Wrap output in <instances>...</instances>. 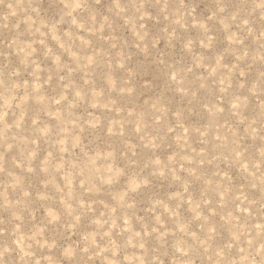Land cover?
Segmentation results:
<instances>
[{"label": "clouds", "instance_id": "clouds-1", "mask_svg": "<svg viewBox=\"0 0 264 264\" xmlns=\"http://www.w3.org/2000/svg\"><path fill=\"white\" fill-rule=\"evenodd\" d=\"M50 2L62 8L58 18L45 20L40 7L44 0H0V8L7 9V14H0V176L7 177L6 183L0 181V264H264V0H213L214 11L205 13L203 19L196 16L197 0H112L115 15L127 17L125 23L132 26L136 50L147 52L166 37L173 43L179 40L181 50L191 56L192 66L183 69L161 56L159 64L169 74L170 85L184 89L186 76L197 68L207 72L200 79L230 99L225 108L204 106L210 120L217 123L198 130L199 151L191 148L185 129L175 139V151L169 147L171 155L153 159L147 174L136 170L139 148L159 152L174 131L169 121L174 116L179 122L183 113L153 103L147 116L141 113L139 119H132L136 89L131 86V75L127 80L116 77L129 67L130 57L111 55L117 47L114 43L107 51H98L93 44L98 31L111 28L107 18L99 30L95 27L97 15L91 6L101 5L102 0ZM20 14L26 19L10 25L9 17ZM150 21L164 23L155 41L147 30ZM21 23L27 25L23 32ZM216 27L228 33V54L236 60L230 67L223 62L224 54L214 61L205 58L204 53H211L215 46L216 36L210 33ZM5 30H15L17 35L8 39ZM191 30L198 35H180ZM249 39L257 44L254 53L244 48ZM52 42L58 47L48 46ZM13 54L19 58L15 65ZM213 63L214 67L205 68ZM256 66L261 70L250 81L245 69ZM98 70L103 78L100 86ZM75 72L86 78L73 82ZM220 72L227 74L217 84ZM25 75L37 82H22ZM206 86L199 83L200 88ZM47 88L54 95L45 94ZM252 98L257 110L249 120ZM125 99L129 119L114 120L107 133L123 145L118 163L115 148L109 145L106 153L92 154L86 150L84 136L104 127L93 112L123 116ZM32 102L35 111L29 109ZM81 106H87V118L76 115ZM225 112L229 118L220 123ZM126 125L139 145L124 143L129 135ZM248 139L258 144L254 157L248 155ZM205 166L215 171L207 177L200 175ZM233 169L249 189L259 193L258 199H250L244 185L233 188L234 178L229 174ZM185 172L184 193L192 180L204 185L198 201H187L191 218H179L178 209L185 202L184 193L178 192L168 203L156 200L148 209L155 227L144 224L136 231V194L153 180L181 183ZM36 174L44 178L46 190L39 198L26 183ZM104 196L108 203L100 211L97 205ZM85 220L87 229L82 230ZM224 228L229 239L218 246ZM152 238L155 246H146Z\"/></svg>", "mask_w": 264, "mask_h": 264}, {"label": "rangeland", "instance_id": "rangeland-1", "mask_svg": "<svg viewBox=\"0 0 264 264\" xmlns=\"http://www.w3.org/2000/svg\"><path fill=\"white\" fill-rule=\"evenodd\" d=\"M42 10V17L45 20L56 19L58 18L62 5H59L55 2H50V0H44V3L40 6ZM112 5V0H102L101 5L91 6V12L97 15L96 29L99 30L101 25L104 22V19L107 18L108 23L111 25V28L105 29L103 32L98 31L97 35L93 37V44L96 47V50L103 48L108 50L111 47V44H116L117 47L112 51L111 55H116L117 53H123L130 57L128 60L129 67L125 72H117L116 77L121 80L129 79V74L131 75V86L136 89V96L134 97V104L136 110V116L132 119H139L141 113L148 115V109L153 103L157 104L158 107H166L170 112L175 113L177 111L183 113L182 119L177 122L175 117L169 121V124L174 127V131L165 139L164 146L162 149L153 153L148 150H144L142 147L138 151V164L139 168L136 170L139 171L143 169L145 174L152 171L149 167L151 161L155 158H166L171 155L172 152L168 150L169 147L175 151V139L177 135H183L185 129L188 130L187 139L191 145V148L200 150V140L198 136V130H202L210 122L213 126L217 123L216 120H210L208 112L205 110V105H211L213 107L225 108L229 103L230 99L219 94V88H212L211 82L204 81L200 78L207 75L206 71H200L197 68H194L191 73L186 76L184 89H181L179 85L172 86L169 84V74L165 72L163 67L159 64V59L161 56H166L167 62L170 65H175L177 69H183L185 67L192 66V58L188 54L184 53L180 47V41L169 42L165 37L163 43H160L156 48L149 49L147 52H141L136 50L135 45L137 43V38L133 35L132 26L125 23L127 17H121L115 15ZM214 11L213 0H197V12L196 16L198 18H205V13L211 14ZM0 14H7L6 8H0ZM155 15V11H153ZM26 17L23 14L17 15L16 17H9V24L15 25L17 22H21ZM27 27L26 24L21 23L20 31L23 32ZM164 27V23L161 22L157 24L155 21H150L147 23V30L150 33V39L155 41L158 38L160 30ZM66 30V29H63ZM234 30V29H233ZM216 36V42L211 53L207 51L204 53L206 59L215 60L216 57L224 54V64L229 67L231 64L235 63V56L228 54L229 45L227 43V35L221 30V28L216 27L213 33H210ZM17 35L15 30H5V36L8 39H11ZM80 35V33H77ZM182 37H194L198 33L195 30L189 32H181ZM51 37H48L50 40ZM83 39L87 40L88 36L83 35ZM25 42H27V34L24 36ZM47 43V41H46ZM55 45V42L49 44L48 46ZM35 46V45H34ZM58 47V45H55ZM143 47V46H141ZM245 49H248L250 52L254 53L257 48V44L254 39H249L244 45ZM14 51V50H13ZM91 54V53H89ZM197 55H200L199 53ZM19 58L14 54L11 57V62L13 65L18 63ZM67 59L65 63H67ZM251 62V61H250ZM215 64L205 65V68L210 69L214 67ZM42 68H47V65H41ZM249 72V80H255L258 72L261 70L260 66L253 67L252 69H245ZM127 73V74H126ZM226 72L218 73L216 77V83L218 84L219 79L225 76ZM45 79H47V72H45ZM83 73L75 72L73 73L71 80L75 83H80L82 79H85ZM28 80L31 83H36L37 81L30 80L29 75L22 77V82ZM97 85L100 86L103 83L102 71L98 70L96 74ZM241 81L237 79L235 83L238 85ZM199 83H205L207 86L204 88L199 87ZM184 91H187L188 94L185 95ZM233 91L238 92L237 88H234ZM195 93V96L192 95ZM45 94L54 95L53 89H45ZM125 104V111L123 116L116 115L115 113L108 111H95L92 113L97 118H100L104 121V127L102 129H97L95 132H86L84 136V144L87 146L86 150H92V154L97 152H104L110 150L109 145L112 148H115L118 155L123 151V145L120 139L116 136H109L108 128L112 126V122L115 121H127L129 117L127 116V100L123 101ZM30 111L36 110V105L32 102L29 105ZM256 101L255 98H252L247 109V117L251 120L256 114ZM55 111V109H53ZM89 110L87 106H81L77 111V116L88 117ZM228 113L225 112L222 119L219 120L220 123L224 122V119H228ZM119 127V125H117ZM129 133L128 139L124 142L125 144L139 145L138 137H134L131 134V128L127 127ZM243 134L242 129H237ZM246 145H248V155L255 156L256 147L258 144L250 139L246 140ZM45 149L47 146H43ZM47 152L45 151V155ZM15 153H12L11 156H14ZM11 156L9 160H11ZM43 157H41L42 159ZM215 171L214 168L205 166L200 169V175L207 177L210 176ZM230 175H233L234 178V189H239L241 185H244L245 190L250 199H258L259 193L255 190H251L247 187V184L240 178L239 172L235 169L229 172ZM43 179L39 174L29 176L27 178V185L29 186L33 196L39 198L46 195V190L44 189ZM187 180V172H185L184 179L181 183H175L171 179L167 180H153L150 186L142 189L134 197L136 201L135 215L138 218L134 227L136 231H140L141 227L144 224L151 223L155 227L154 217L149 213L148 209L153 205L156 200H160L164 203H168L169 197L175 196L176 193H184V182ZM0 181L7 182L6 176H0ZM54 183L59 186L60 181L54 180ZM122 190V189H121ZM204 190V185L200 180H192L189 182L188 191L182 195L184 200V205L178 209L179 218L181 220H188L191 218V212L187 205L188 200L198 201L201 197V193ZM51 191V189L47 190ZM15 195V194H13ZM99 199L103 200V203L98 204L100 211L104 210V204L108 203V198L106 196L100 197ZM7 215V213H4ZM39 219V217H37ZM166 222L171 227L172 221L167 219ZM258 222V221H254ZM122 224V221H120ZM88 221L85 220L82 225V230L87 229ZM229 239V233L227 228H224L221 231L220 236L218 237L216 244L219 246L226 242ZM156 241L154 238L147 241L146 246H155ZM171 259V257H169Z\"/></svg>", "mask_w": 264, "mask_h": 264}]
</instances>
